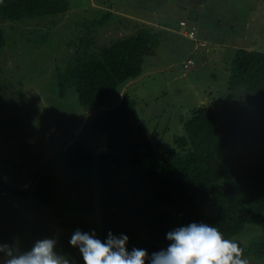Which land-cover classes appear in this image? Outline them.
Instances as JSON below:
<instances>
[{
  "label": "trees",
  "instance_id": "1",
  "mask_svg": "<svg viewBox=\"0 0 264 264\" xmlns=\"http://www.w3.org/2000/svg\"><path fill=\"white\" fill-rule=\"evenodd\" d=\"M70 8L69 0H0V23ZM113 14L105 10L97 25L111 21ZM140 25L133 26L130 19L125 27L133 33L105 44H100L98 30L97 35L80 37L69 66L58 74L59 96L65 98L74 88L80 107L92 108L120 95L142 74L145 57L161 44L162 32ZM4 47L0 28V51ZM229 90L181 118V133L173 144L160 141L158 149L135 100L125 92L50 157L28 189L15 193L46 207L62 228L58 253L72 264H84L79 249L69 243L77 229L95 230L100 239L109 231L126 234L129 251L146 249L150 256L166 249L169 231L192 222L214 225L227 239L242 234L248 225L259 228L262 236L245 246L243 256L264 263V51L237 48ZM35 155L24 163L26 173L36 167Z\"/></svg>",
  "mask_w": 264,
  "mask_h": 264
},
{
  "label": "rangeland",
  "instance_id": "2",
  "mask_svg": "<svg viewBox=\"0 0 264 264\" xmlns=\"http://www.w3.org/2000/svg\"><path fill=\"white\" fill-rule=\"evenodd\" d=\"M69 1L71 8L61 14L0 23L6 37L0 51V243L21 252L43 238L55 239L58 252L62 228L44 205L15 192L28 189L37 170L77 139L94 116L128 92L155 148L160 141L168 146L181 133V118L230 93V66L239 46L264 51V0ZM105 10L113 11V19L97 25ZM130 19L135 27L148 25L163 34L156 52L145 57L142 74L102 106L80 107L74 88L61 98L58 74L69 66L79 38L98 30L100 44L108 43L133 33L125 27ZM183 19L199 23L196 40L183 34ZM188 59L194 65L186 69ZM26 149L31 150L21 155ZM34 153L36 167L26 173L23 165ZM259 236L261 230L248 225L232 240L245 249ZM243 258L248 264H264Z\"/></svg>",
  "mask_w": 264,
  "mask_h": 264
},
{
  "label": "clouds",
  "instance_id": "3",
  "mask_svg": "<svg viewBox=\"0 0 264 264\" xmlns=\"http://www.w3.org/2000/svg\"><path fill=\"white\" fill-rule=\"evenodd\" d=\"M166 239L170 241L166 249L150 256L146 249L134 247L129 251V237L111 231L106 239H100L95 230L89 233L77 229L69 243L79 249L84 264H248L240 244L208 223L177 227L166 234ZM56 244L53 238L38 239L29 250L21 252L0 243V264H72L56 251Z\"/></svg>",
  "mask_w": 264,
  "mask_h": 264
},
{
  "label": "built area",
  "instance_id": "4",
  "mask_svg": "<svg viewBox=\"0 0 264 264\" xmlns=\"http://www.w3.org/2000/svg\"><path fill=\"white\" fill-rule=\"evenodd\" d=\"M180 26L183 29V34L187 36L189 39L196 40L199 32V25L197 22H191L189 20H181ZM194 65V60L188 59V61L184 64L186 69L190 68Z\"/></svg>",
  "mask_w": 264,
  "mask_h": 264
},
{
  "label": "crops",
  "instance_id": "5",
  "mask_svg": "<svg viewBox=\"0 0 264 264\" xmlns=\"http://www.w3.org/2000/svg\"><path fill=\"white\" fill-rule=\"evenodd\" d=\"M197 22V21H196ZM199 24V23H198Z\"/></svg>",
  "mask_w": 264,
  "mask_h": 264
}]
</instances>
